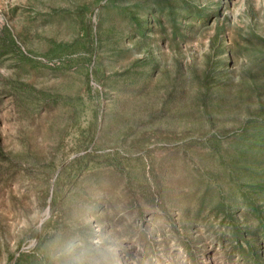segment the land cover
Wrapping results in <instances>:
<instances>
[{"label":"rangeland","instance_id":"374dc122","mask_svg":"<svg viewBox=\"0 0 264 264\" xmlns=\"http://www.w3.org/2000/svg\"><path fill=\"white\" fill-rule=\"evenodd\" d=\"M0 264H264V0H0Z\"/></svg>","mask_w":264,"mask_h":264}]
</instances>
